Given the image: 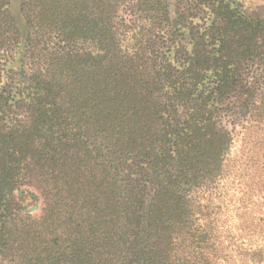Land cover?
<instances>
[{
  "label": "trees",
  "instance_id": "trees-1",
  "mask_svg": "<svg viewBox=\"0 0 264 264\" xmlns=\"http://www.w3.org/2000/svg\"><path fill=\"white\" fill-rule=\"evenodd\" d=\"M36 2L35 18L56 26L55 53L99 25L94 0ZM216 3L201 1L211 22L181 26L186 38L149 25L171 57L137 34L123 52L117 33L93 30V64L63 100H51L45 111L55 121L45 127L43 108L29 127L16 125L7 110L17 102L8 105L0 90L1 264H186L175 253L188 241L197 264L218 263L204 253L222 248L200 193L220 176L232 144L223 118L245 119L262 102L264 18L243 21ZM74 25L83 31L65 32ZM19 185L38 190L40 217L11 211ZM229 235L225 248L264 263L263 215Z\"/></svg>",
  "mask_w": 264,
  "mask_h": 264
},
{
  "label": "rangeland",
  "instance_id": "rangeland-1",
  "mask_svg": "<svg viewBox=\"0 0 264 264\" xmlns=\"http://www.w3.org/2000/svg\"><path fill=\"white\" fill-rule=\"evenodd\" d=\"M201 1L204 0H94L93 12L99 25H90L86 34H81L75 42H70L68 48L55 53L58 42L56 26L46 25L45 21L35 18L38 2L35 0L32 5L23 8L22 0H6L0 8V90L4 88V95H9L8 105L17 102L9 106L7 113L15 117L16 125L29 127V118L36 117L39 108L45 111L54 97L56 102L63 100L66 93L77 86L78 76L93 64L94 55L87 53L94 42L95 29L109 36L117 33V43L123 52L133 42V35L137 34L138 42L141 41L144 46L149 42L171 57L173 50H166L167 44H161L154 37L157 31L150 29L149 25L172 32L177 28L186 38L187 32H182L181 26L209 25L211 22L210 9ZM216 2L228 6L243 21L264 18V0ZM24 13L32 15L30 25ZM74 26L65 32L83 31L78 25ZM187 48L190 49V45ZM70 51H75V55ZM47 90L50 91L49 97ZM37 98L40 99L38 102H44L43 107L35 101ZM255 105L245 119L241 116L223 118L226 128L231 131L232 144L225 155L220 176L200 193L205 211L212 213L205 220L213 222V227L217 229V243L222 248L215 254L211 249L204 252L208 259L216 260V264H256L248 256L240 254L241 248L235 244H230L228 248L223 246L230 240L228 234L240 235L243 220L264 216V96L262 102ZM51 118L55 121L49 112L46 113L43 127L53 122ZM41 125L37 130H41ZM11 198V211L19 218L40 217L43 202L34 186H17ZM243 210H247L248 214H244ZM189 242L185 248H176L175 257L184 258L186 264H197L201 258L196 257Z\"/></svg>",
  "mask_w": 264,
  "mask_h": 264
}]
</instances>
